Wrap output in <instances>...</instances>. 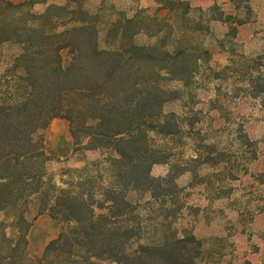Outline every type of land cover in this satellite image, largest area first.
Listing matches in <instances>:
<instances>
[{"label":"trees","instance_id":"16d2710c","mask_svg":"<svg viewBox=\"0 0 264 264\" xmlns=\"http://www.w3.org/2000/svg\"><path fill=\"white\" fill-rule=\"evenodd\" d=\"M38 3L0 0V16ZM55 7L38 17L57 23L52 10L68 6ZM64 14L77 26L59 32L11 26V39L25 37L26 54L15 59L21 86L0 103V210L10 213L9 231L0 233V264H197L200 242L191 233L167 236L165 215L153 219L162 232L156 241L133 247L151 220L141 214L145 207L177 195L167 177L150 176L152 165L167 160L150 134L171 137L180 129L163 112L177 93L162 83L193 75L182 63L187 52L142 56L152 48L124 44L122 32L114 50H98L81 9ZM55 118L68 122L75 146L103 156L90 170H66L61 187L47 177L44 149L34 140ZM34 202L40 222L28 219Z\"/></svg>","mask_w":264,"mask_h":264},{"label":"rangeland","instance_id":"374dc122","mask_svg":"<svg viewBox=\"0 0 264 264\" xmlns=\"http://www.w3.org/2000/svg\"><path fill=\"white\" fill-rule=\"evenodd\" d=\"M38 1L0 16V103L21 86L15 59L26 54L25 37L11 39V26L59 32L77 26L64 12L80 8L79 18L95 30L98 50H114L121 32L124 44L152 48L142 56L185 50L182 63L193 75L162 83L177 93L163 112L180 129L171 137L150 134L167 154L166 163L151 166L150 176L167 177L177 195L145 207L141 214L151 220L143 222L133 247L156 241L162 232L153 219L165 215L167 236L191 233L200 242L197 264H264V0ZM50 5L68 6L52 10L57 23L38 17ZM61 53L69 56L66 48ZM34 140L44 149V169L56 186L67 179L66 170H90L103 162L98 151L75 146L65 119L51 120ZM38 204L30 207L29 220L38 218ZM9 218L0 210V233H8Z\"/></svg>","mask_w":264,"mask_h":264}]
</instances>
